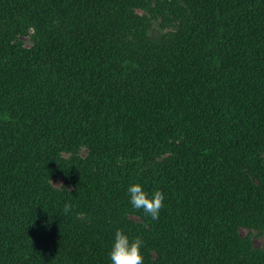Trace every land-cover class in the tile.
<instances>
[{
	"label": "trees",
	"instance_id": "1",
	"mask_svg": "<svg viewBox=\"0 0 264 264\" xmlns=\"http://www.w3.org/2000/svg\"><path fill=\"white\" fill-rule=\"evenodd\" d=\"M239 227L264 229V0H0V264H110L117 229L144 264H264Z\"/></svg>",
	"mask_w": 264,
	"mask_h": 264
},
{
	"label": "clouds",
	"instance_id": "2",
	"mask_svg": "<svg viewBox=\"0 0 264 264\" xmlns=\"http://www.w3.org/2000/svg\"><path fill=\"white\" fill-rule=\"evenodd\" d=\"M56 185L68 191L62 185ZM127 192L133 209L142 210L152 220L159 218L165 199L164 194L160 190L150 194L139 183H135L128 187ZM70 210L71 205L65 204V214L69 213ZM143 247L144 241L140 237L130 239L122 229H117L108 253L110 264H144V256L141 251Z\"/></svg>",
	"mask_w": 264,
	"mask_h": 264
},
{
	"label": "rangeland",
	"instance_id": "3",
	"mask_svg": "<svg viewBox=\"0 0 264 264\" xmlns=\"http://www.w3.org/2000/svg\"><path fill=\"white\" fill-rule=\"evenodd\" d=\"M51 182L54 186L57 187L59 186L56 184L66 186L65 183L60 178H53ZM238 233L241 236L247 237L250 241V245L253 248L264 249V229L239 227Z\"/></svg>",
	"mask_w": 264,
	"mask_h": 264
}]
</instances>
